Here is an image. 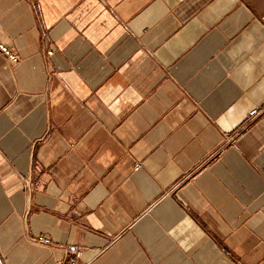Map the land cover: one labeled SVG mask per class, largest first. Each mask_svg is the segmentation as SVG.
Wrapping results in <instances>:
<instances>
[{
	"label": "crops",
	"instance_id": "crops-1",
	"mask_svg": "<svg viewBox=\"0 0 264 264\" xmlns=\"http://www.w3.org/2000/svg\"><path fill=\"white\" fill-rule=\"evenodd\" d=\"M0 40V264H264V0H0Z\"/></svg>",
	"mask_w": 264,
	"mask_h": 264
},
{
	"label": "built area",
	"instance_id": "built-area-1",
	"mask_svg": "<svg viewBox=\"0 0 264 264\" xmlns=\"http://www.w3.org/2000/svg\"><path fill=\"white\" fill-rule=\"evenodd\" d=\"M0 52L2 54H4L8 60L12 63H16L19 60V56L16 52H14L13 50H11L5 43H3L0 40ZM48 54H51L50 50H47ZM261 109L258 108H253L249 111L248 113V121L255 118L259 113H260ZM140 165L139 163L135 164V168H138ZM34 241H36L37 243H42V244H50L52 243L51 239L45 235H38L36 237L33 238ZM56 264H64V262L62 260H58ZM68 264H74L73 261H70Z\"/></svg>",
	"mask_w": 264,
	"mask_h": 264
}]
</instances>
